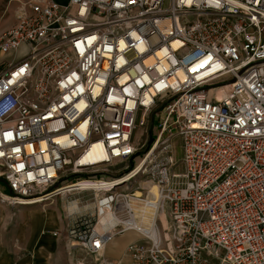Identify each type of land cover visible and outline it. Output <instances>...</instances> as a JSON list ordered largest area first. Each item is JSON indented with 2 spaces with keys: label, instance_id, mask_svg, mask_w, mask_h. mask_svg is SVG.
Masks as SVG:
<instances>
[{
  "label": "built area",
  "instance_id": "1",
  "mask_svg": "<svg viewBox=\"0 0 264 264\" xmlns=\"http://www.w3.org/2000/svg\"><path fill=\"white\" fill-rule=\"evenodd\" d=\"M15 1L0 204L74 202L93 264H264V0Z\"/></svg>",
  "mask_w": 264,
  "mask_h": 264
},
{
  "label": "rangeland",
  "instance_id": "2",
  "mask_svg": "<svg viewBox=\"0 0 264 264\" xmlns=\"http://www.w3.org/2000/svg\"><path fill=\"white\" fill-rule=\"evenodd\" d=\"M60 2H64L66 0H57ZM20 8V3L17 1L5 2L3 4L2 11L9 12L10 9H13L14 18ZM24 54V50L21 48L20 50L16 51L15 54L12 53L11 55H1L0 54V64L10 61L9 59L18 60ZM11 59V60H12ZM174 145H176V154L179 156L178 150V138L174 137L172 139ZM143 152L137 154L134 157V161H139ZM84 196L81 194H74L69 195L67 200H72L76 197ZM65 199H62L61 196L56 197V205L61 212L62 221H63V214H64V205ZM70 203V202H68ZM52 204L49 201L28 205L24 207H20L17 211L13 214L10 208L6 204H0V264H33L31 261H26V256H29L31 253L29 252L28 248V241L31 237L29 233H25L24 224L20 218V211L22 209H26L27 214L34 217L36 212L45 210L49 205ZM44 205V206H43ZM29 216V218H30ZM36 216V215H35ZM29 225V224H28ZM62 227L53 229L54 231L60 230ZM29 229V228H28ZM31 229V228H30ZM31 232V231H30ZM53 234V231H52ZM138 238V235L134 232L128 231L122 235H119L112 239L107 246L106 255L108 257H114L120 254L121 250L125 248L127 243L135 241ZM59 251H61L60 260L63 261V264H68V256L71 253L70 249L66 250L65 246L61 243L59 244ZM80 251V250H76ZM76 255V254H75ZM77 258H85L92 262V258L88 256L85 252L80 251V254L76 255ZM78 264H83L82 262L77 261ZM88 264V263H85ZM93 264V263H90Z\"/></svg>",
  "mask_w": 264,
  "mask_h": 264
},
{
  "label": "crops",
  "instance_id": "3",
  "mask_svg": "<svg viewBox=\"0 0 264 264\" xmlns=\"http://www.w3.org/2000/svg\"><path fill=\"white\" fill-rule=\"evenodd\" d=\"M6 1L11 2L15 0H0V29L10 27L15 21L14 12H12L13 9H10L9 12L2 11L3 4ZM12 53H7L5 55H11ZM49 205L53 206H48L45 210L36 212V216L34 215V217L27 214L28 210L26 209L20 211V218L24 224L25 233L27 231L31 236L28 241V248L31 254L26 256V261H31L33 264H63V261L60 260V255L62 254L61 251H59V244L61 243L65 246L66 250H68L66 242L60 237L52 234V231L54 232L53 229L62 227V215L56 205V200ZM23 207L25 208V206ZM123 250L124 248L119 255L110 258H119L122 255ZM71 254V257L68 256V264H78L77 261L82 262L83 264L92 263L85 258H77L76 255L80 254V251H71L69 255ZM123 264L126 263L123 262Z\"/></svg>",
  "mask_w": 264,
  "mask_h": 264
},
{
  "label": "bare ground",
  "instance_id": "4",
  "mask_svg": "<svg viewBox=\"0 0 264 264\" xmlns=\"http://www.w3.org/2000/svg\"><path fill=\"white\" fill-rule=\"evenodd\" d=\"M226 89H227V87H224L223 89H222V91L219 93V95H223V94H225L226 93ZM74 202H70V203H66L65 205H64V207L66 208V210H71L73 207H74ZM161 219H162V221H163V224H165V220H164V216H163V214H161Z\"/></svg>",
  "mask_w": 264,
  "mask_h": 264
}]
</instances>
